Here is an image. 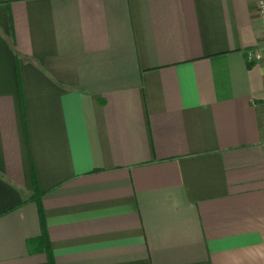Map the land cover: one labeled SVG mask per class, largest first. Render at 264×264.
I'll list each match as a JSON object with an SVG mask.
<instances>
[{
	"label": "crops",
	"instance_id": "crops-1",
	"mask_svg": "<svg viewBox=\"0 0 264 264\" xmlns=\"http://www.w3.org/2000/svg\"><path fill=\"white\" fill-rule=\"evenodd\" d=\"M257 2L0 0V264H264Z\"/></svg>",
	"mask_w": 264,
	"mask_h": 264
},
{
	"label": "built area",
	"instance_id": "built-area-1",
	"mask_svg": "<svg viewBox=\"0 0 264 264\" xmlns=\"http://www.w3.org/2000/svg\"><path fill=\"white\" fill-rule=\"evenodd\" d=\"M257 15L261 21L262 24V30H263V37H264V0H258L257 2ZM249 59H255L256 61L261 60L263 57V53L260 50H250L248 52Z\"/></svg>",
	"mask_w": 264,
	"mask_h": 264
},
{
	"label": "trees",
	"instance_id": "trees-1",
	"mask_svg": "<svg viewBox=\"0 0 264 264\" xmlns=\"http://www.w3.org/2000/svg\"><path fill=\"white\" fill-rule=\"evenodd\" d=\"M30 245L32 246L33 244L30 243Z\"/></svg>",
	"mask_w": 264,
	"mask_h": 264
}]
</instances>
